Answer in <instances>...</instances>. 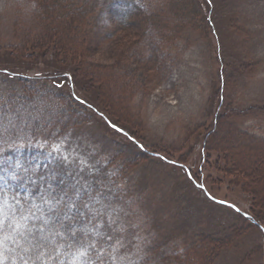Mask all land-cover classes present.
<instances>
[{
  "label": "rangeland",
  "instance_id": "1",
  "mask_svg": "<svg viewBox=\"0 0 264 264\" xmlns=\"http://www.w3.org/2000/svg\"><path fill=\"white\" fill-rule=\"evenodd\" d=\"M0 221V264H264V0H0Z\"/></svg>",
  "mask_w": 264,
  "mask_h": 264
},
{
  "label": "snow or ice",
  "instance_id": "2",
  "mask_svg": "<svg viewBox=\"0 0 264 264\" xmlns=\"http://www.w3.org/2000/svg\"><path fill=\"white\" fill-rule=\"evenodd\" d=\"M135 2L137 4H139V0H135ZM209 3H211V0H209ZM141 7H142V5H141ZM113 127H115V125H113ZM97 183H99V181H97ZM201 187H202V185H201ZM85 206H87V205H85ZM232 207H235V205H232ZM112 211L113 212H116L117 209L113 208ZM118 218L119 217L117 216V219ZM25 219H26V217H25ZM116 222H117V220H114V219H112L110 217V219H109V223L110 224H114ZM10 227H11V225H10ZM16 227H19V225L17 224ZM128 227H131V228L135 229L136 227H138V225H135V224H132V225H124L121 222L120 227H119V231L120 232H126L127 229H128ZM2 228H3V221H0V229H2ZM72 234L75 235V231L74 230H73V233ZM109 239H111V237H109ZM133 239H135L137 241V243L134 245V247L136 248L137 254L143 253L144 244L146 243V241L144 240V238L140 237L139 234H135L133 236ZM80 254L81 255H84L85 253H80ZM140 259H143V256L142 255H138V260L136 262H133V264H138V261Z\"/></svg>",
  "mask_w": 264,
  "mask_h": 264
},
{
  "label": "trees",
  "instance_id": "3",
  "mask_svg": "<svg viewBox=\"0 0 264 264\" xmlns=\"http://www.w3.org/2000/svg\"><path fill=\"white\" fill-rule=\"evenodd\" d=\"M76 126V125H75ZM79 127V125L77 126ZM208 261L207 257L206 258H203V263L205 264V262Z\"/></svg>",
  "mask_w": 264,
  "mask_h": 264
}]
</instances>
